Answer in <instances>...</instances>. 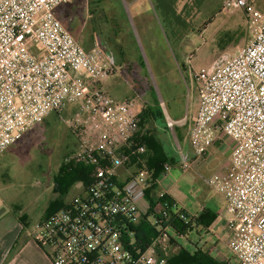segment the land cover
<instances>
[{
	"label": "built area",
	"instance_id": "2783aa9c",
	"mask_svg": "<svg viewBox=\"0 0 264 264\" xmlns=\"http://www.w3.org/2000/svg\"><path fill=\"white\" fill-rule=\"evenodd\" d=\"M69 1L0 0V154L66 105L98 115L105 132L66 157L96 164L92 180L78 183L32 233L51 248V264H169L154 252L159 236L144 250L125 242L149 176L142 169L146 147L133 140L139 112L133 96L116 100L100 86L115 71L114 55L99 43L85 49L75 40L57 16ZM235 2L253 16L254 28L243 47L194 72L200 96L187 137L199 156L217 131L233 142L226 172L206 180L225 200V225L233 231L226 247L237 262L217 259L264 264V10L257 0ZM181 164L188 166L184 155Z\"/></svg>",
	"mask_w": 264,
	"mask_h": 264
},
{
	"label": "rangeland",
	"instance_id": "374dc122",
	"mask_svg": "<svg viewBox=\"0 0 264 264\" xmlns=\"http://www.w3.org/2000/svg\"><path fill=\"white\" fill-rule=\"evenodd\" d=\"M122 6L127 18L134 22L137 28V48L130 44V41L122 43L116 41L115 23L123 18ZM138 6H146L145 10L146 8L148 10L143 16L141 15L142 17L139 16L143 18L142 23L145 24L143 27L145 30H142L137 21L138 15L135 9ZM257 7L264 10V0H257ZM174 8L183 23L179 24L172 18H166L156 6L155 0H71L61 8L67 15H70L67 19L63 17L61 22L69 28L75 40L76 38L81 40L83 35H86L85 33L90 38H94L97 43L106 40L109 47L121 55L122 61L129 62L132 53L137 56L139 52L148 67L152 81L158 78L157 69L159 67L167 69L169 60L177 62L180 66L181 81L186 85L189 72L194 73L206 69L210 62L222 53L231 54L243 47L254 28L253 16L238 6L235 0H178ZM78 24L84 27L83 33ZM73 27L76 28L75 32ZM115 43L117 44L114 46ZM168 121L171 122V126L168 123L167 126L170 128L172 146L173 149L175 146L178 151L179 160L180 149L188 141L187 135L191 125L187 128V123H182L181 135L175 127V122ZM105 130L98 115L89 114L80 109L78 104H69L59 110V113H50L43 122L26 130L5 153L0 155V178H3L5 182L2 184L7 188L15 186L29 188L30 194L36 196L33 201L36 211L40 212L52 193L54 176L64 154L72 148L75 149L78 144L79 147L81 144L93 146L95 140ZM169 158L171 159L166 162L168 166L175 161L171 156ZM180 163L178 162L179 165ZM207 167L213 172L203 170L193 172L189 166H181L184 172L180 171L178 166L168 168L167 171L165 170L166 175L173 182L170 191L184 204L189 201L194 204L198 202L215 209L214 205L215 203L220 204L222 194L214 186H210L206 180L220 177L224 172L219 171V159L212 161L211 158L206 162V169ZM142 169L148 171L147 167ZM78 188V184L72 185L68 198L74 195ZM158 191L156 189L157 195L160 193ZM154 209L156 212L159 211V207ZM141 210L147 214L148 205L143 208L141 205L139 211ZM219 215L225 217L222 213ZM146 220L153 223L152 214H149ZM156 229L159 230V235H157L159 239L155 247L167 244L169 256L174 254L179 246L192 250L194 244L200 246L205 241L212 242L210 234L203 228L197 231L192 230L183 236L175 235L165 228V232L176 241L175 246L166 243L168 238L159 226ZM216 246L219 250L210 249V251L208 250L210 246L204 250L212 257L224 256L231 259L233 263L237 262L236 257L228 251L225 243L219 242Z\"/></svg>",
	"mask_w": 264,
	"mask_h": 264
},
{
	"label": "crops",
	"instance_id": "0c3cea01",
	"mask_svg": "<svg viewBox=\"0 0 264 264\" xmlns=\"http://www.w3.org/2000/svg\"><path fill=\"white\" fill-rule=\"evenodd\" d=\"M145 7L146 6H138L135 9L136 15H138L137 21L142 30H145L143 28L145 24L142 23L143 18H141L147 10V8L145 10ZM73 8L74 6L71 10ZM60 11L61 9L58 8L57 16L60 17L59 19L61 20L65 17V14H59ZM121 14L123 15V18L115 23L116 41H120L121 43L123 41H130V44L137 48L138 34L135 23L127 18L123 6ZM69 16L70 15H67L66 19ZM79 28L83 33L85 30L84 27L79 25ZM67 29L69 31V28ZM73 30L75 32L76 28L73 27ZM85 34L86 35H83L81 40H78L77 38L76 40L83 48L88 49L97 42L94 41V38H90L87 33ZM99 43L108 51L112 52L116 64L114 73L101 80L99 83L100 86L116 100L133 96L135 98V110L138 112L142 110L151 111L148 116H154V118L150 117L147 123H142L138 128V133L140 135L149 133L155 134L167 155L175 160L169 168L178 166L180 171L182 170V172H184L185 170L181 168L182 164L180 163L181 157L184 155L188 162L189 169L193 170V172L203 170L212 173L213 171L210 168L207 167L206 169V162L212 158V161L219 159V171L225 173L229 166L233 142L221 131L215 133L214 141L200 156L192 152L189 142L187 141V143L180 149L181 154L180 159L178 160V151L175 149V146L174 149L172 146L173 142L170 136V128L167 126V120L174 121L176 129L179 130L182 135L181 124L187 123L186 126L188 128L192 124L196 115L200 96V85L196 81L194 73H188V83L187 85L184 84L181 81L179 64L169 60L167 69H164L162 66L159 67V69L156 68L158 78H154L153 82L148 67L144 63V59L139 52L137 53V56H134L132 53L129 62L122 61L121 55L115 49L112 48V50L106 40H101ZM116 44L117 43H115L114 46ZM187 61L189 62L188 58ZM154 104H157L163 118L157 117L156 112L151 110ZM10 146H8L1 154L5 153ZM178 162L181 165H179ZM166 171L160 174L156 179V189L159 190V194L165 193L166 195H169L178 208H182L192 215H197L204 209H208L215 214V218L210 225L203 228L204 231L210 234L209 236L212 239V242L205 241L201 245L203 249H207V247L210 246L208 247V250H219L216 246L219 242H223L226 245L233 231L228 229L225 225L227 213L223 196L221 197L219 205L215 203V209L209 208L206 204L198 202L194 204L189 201L184 204L180 198L176 197V195L170 191L173 182L168 179ZM124 172L125 169H118V177L123 178L125 175ZM171 173L173 174V172ZM3 181L4 179L0 178V264H51V248L42 242H38L34 238L32 228L34 223L40 221L47 215V211L55 197V193L52 191L46 205L40 212H37L36 206L34 205L35 202H33L35 201L36 196L34 197L30 194L31 192H29V188L16 186L14 188H7ZM148 185L149 182L147 186ZM141 205L142 208L145 205H148L145 195L140 202V207ZM219 213L224 214L225 217L220 216ZM143 214L144 211L141 210L140 215ZM195 246L196 245L194 244V247Z\"/></svg>",
	"mask_w": 264,
	"mask_h": 264
},
{
	"label": "trees",
	"instance_id": "16d2710c",
	"mask_svg": "<svg viewBox=\"0 0 264 264\" xmlns=\"http://www.w3.org/2000/svg\"><path fill=\"white\" fill-rule=\"evenodd\" d=\"M178 0H155L156 6L162 11L163 15L166 18H172V20L177 23H183L179 14L176 13L174 5ZM70 2V1H69ZM64 3L59 8L61 9ZM67 14L64 10L61 9L59 14ZM60 18V17H59ZM157 114V117L163 118L160 114V110L157 104L151 108ZM149 111V112H148ZM142 110L139 112L140 122L139 126L146 122L154 116H148L151 112L150 110ZM54 113V112H51ZM59 113V111H55ZM45 120V119H44ZM43 120V121H44ZM136 143L143 144L146 147V153L144 155V162L148 168V182L149 185L145 189V197L148 202V212L143 214L137 224L129 225L130 234H127L125 237V242L127 244H133L141 250L146 249L151 242L157 238L159 235V230L156 229L157 226L160 227L163 232L165 228H168L175 235L183 236L192 230H198L199 228H206L214 220L215 214L208 209L202 210L197 215H192L182 208H178L174 200L165 193L156 194V179L160 174L165 172L164 165L167 160L171 159L164 151L161 142L153 133L140 135L138 130L135 133L134 139ZM78 148V145L75 149H70L66 152L62 158V162L54 176V185L52 191L55 193L50 208L47 211V215L51 212H54L60 209L64 202L68 199V193L72 185L81 183L86 186L90 183L93 177L96 164H88L86 162H77L76 160L70 158L66 159L71 153L75 152ZM99 164L105 165L98 161ZM107 165H105L106 167ZM155 207H159V211H155ZM164 210L165 214H162ZM152 214L153 223L147 221V216ZM167 242L176 246V241L167 233ZM34 238L41 242L37 236ZM168 245L163 246L158 245L155 247L156 254L158 256L166 257L169 264H222L217 257H212L203 247L195 246L192 250L179 246L177 251L174 254L168 255Z\"/></svg>",
	"mask_w": 264,
	"mask_h": 264
}]
</instances>
